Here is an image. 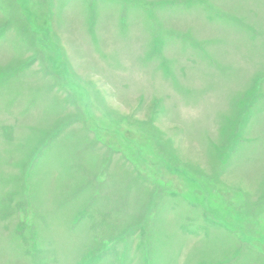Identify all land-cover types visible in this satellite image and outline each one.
Masks as SVG:
<instances>
[{
	"label": "rangeland",
	"instance_id": "1",
	"mask_svg": "<svg viewBox=\"0 0 264 264\" xmlns=\"http://www.w3.org/2000/svg\"><path fill=\"white\" fill-rule=\"evenodd\" d=\"M0 264H264V0H0Z\"/></svg>",
	"mask_w": 264,
	"mask_h": 264
}]
</instances>
